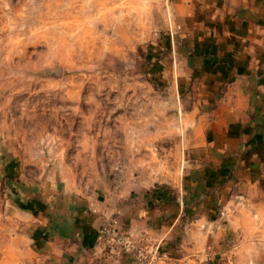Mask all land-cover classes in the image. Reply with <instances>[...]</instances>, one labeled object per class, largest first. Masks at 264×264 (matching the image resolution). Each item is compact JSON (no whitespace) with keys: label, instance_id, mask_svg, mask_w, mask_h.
Returning <instances> with one entry per match:
<instances>
[{"label":"rangeland","instance_id":"374dc122","mask_svg":"<svg viewBox=\"0 0 264 264\" xmlns=\"http://www.w3.org/2000/svg\"><path fill=\"white\" fill-rule=\"evenodd\" d=\"M171 2L0 0V235L72 214L95 226L91 250L131 264L264 246V164L251 177L244 145L208 139L229 63L185 42Z\"/></svg>","mask_w":264,"mask_h":264},{"label":"crops","instance_id":"0c3cea01","mask_svg":"<svg viewBox=\"0 0 264 264\" xmlns=\"http://www.w3.org/2000/svg\"><path fill=\"white\" fill-rule=\"evenodd\" d=\"M171 1L174 29L185 42L210 49L211 61L229 63L228 71H221L220 76L212 73L213 77H230L234 81L225 92L226 102L218 105L222 119L212 125L208 139L222 153L244 145L249 150L245 154V172L252 177L264 164V0ZM223 127L227 136L216 137L217 129ZM261 200L264 202V195ZM22 217L13 235H0V264H131L127 254L111 260L91 250L88 245L96 240L97 230L88 218L76 220L71 214L64 223L59 216L51 215L53 225L48 229L41 217L31 218L30 223H25L26 216ZM61 226H68L69 233L56 231ZM67 238L73 247L65 243ZM218 248L221 246L213 245V251ZM234 248L232 264H254L253 255H264V246L252 241L234 244ZM91 255L97 259L87 260L85 256ZM240 255L244 260L238 263Z\"/></svg>","mask_w":264,"mask_h":264},{"label":"built area","instance_id":"2783aa9c","mask_svg":"<svg viewBox=\"0 0 264 264\" xmlns=\"http://www.w3.org/2000/svg\"><path fill=\"white\" fill-rule=\"evenodd\" d=\"M134 256L136 258L135 264H143V263H140V261L142 260V257H143L142 254L140 253V251H134Z\"/></svg>","mask_w":264,"mask_h":264}]
</instances>
